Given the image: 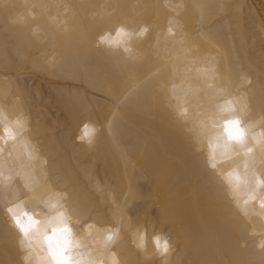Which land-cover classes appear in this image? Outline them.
Returning a JSON list of instances; mask_svg holds the SVG:
<instances>
[{
	"label": "bare ground",
	"instance_id": "bare-ground-1",
	"mask_svg": "<svg viewBox=\"0 0 264 264\" xmlns=\"http://www.w3.org/2000/svg\"><path fill=\"white\" fill-rule=\"evenodd\" d=\"M30 3L44 13L30 22L43 29L37 39L27 27L7 23L24 10L18 0L0 3V98H24L53 183L66 186L102 223L111 222L112 201H123L131 186L129 215L174 238L173 264H264L259 236L249 234L260 222L236 212L191 135L165 106L169 83L175 80L178 91H187L192 81L186 73L214 57L219 74L239 88L253 112L264 109V0ZM121 23L150 28L136 60L94 47L99 33ZM53 50L62 60L49 71L43 61ZM138 81L146 86L117 106ZM113 113L111 131L102 130L93 150L75 142L81 120L104 126ZM117 248L127 264H140L126 233ZM19 256L15 232L0 215V264H19Z\"/></svg>",
	"mask_w": 264,
	"mask_h": 264
},
{
	"label": "clouds",
	"instance_id": "clouds-1",
	"mask_svg": "<svg viewBox=\"0 0 264 264\" xmlns=\"http://www.w3.org/2000/svg\"><path fill=\"white\" fill-rule=\"evenodd\" d=\"M18 3L24 10L8 17L7 23L27 27L30 37L37 39L43 29L30 22L44 13L38 12L37 4L30 0H18ZM56 28L60 30L61 26L57 24ZM62 31H70L67 22ZM149 32L147 25L132 29L121 23L111 31L99 33L94 47L119 53L124 61H133L139 57L138 43L146 40ZM61 60L60 54L53 50L44 58L43 66L55 71ZM213 64L215 74L209 63L186 73V78L192 81L187 91H178L176 81H171L165 88V106L191 135L195 151L203 155L206 168L222 186L236 212L249 222H260V229H252L249 234L259 236L256 247L264 251V206L261 205L264 186L251 198L254 183L245 168L246 160L251 163L264 158V143L258 144L253 139L264 135V109L254 113L245 95L219 74L215 61ZM242 79L250 83L247 77ZM212 97L215 99L210 103ZM129 98L125 92L116 101L117 106ZM229 101L232 110H223ZM113 116L114 113L104 126L90 118L81 120L75 142L93 150L102 130L112 124ZM230 130L242 131L243 143L230 139ZM257 174L264 181V169L257 168ZM133 201L126 197L121 202L113 200L110 223L90 218L66 186L57 187L53 183L49 158L32 135L31 116L24 98L15 93L0 98V215L15 232L19 264H127L117 248L125 233L140 255V264H152L153 260L157 264H173L172 257L177 253L174 238L162 227L134 220L128 213ZM175 264L184 262L177 259Z\"/></svg>",
	"mask_w": 264,
	"mask_h": 264
},
{
	"label": "snow or ice",
	"instance_id": "snow-or-ice-1",
	"mask_svg": "<svg viewBox=\"0 0 264 264\" xmlns=\"http://www.w3.org/2000/svg\"><path fill=\"white\" fill-rule=\"evenodd\" d=\"M169 31H171V29H169ZM201 35H204L203 33H201ZM215 61V58L213 57L211 61H209V64L212 65V72L213 74H215V66L213 64V62ZM205 73H207V69L204 70ZM146 84H145V81H138L132 89L129 90V94H131L132 92H134L136 89L140 88V87H145ZM223 91V90H221ZM124 99L126 100L127 97H124ZM215 97H212L210 98V103L212 100H214ZM223 110H226V111H230L232 110V105H231V102L229 101L227 106L223 109ZM109 130L111 131V124H109ZM243 133L242 131L241 132H236V133H233L231 132V130L229 131V138L230 139H235L241 143H243ZM253 139H255L257 141V143H264V135H260V136H257V137H254ZM225 150L227 151L228 150V145H225ZM249 152L251 151V149L248 150ZM245 168L248 169V177L251 178L253 180V183H254V187L252 188V192H251V198H255V193L259 190V188L261 186H264V181L260 180L259 177H258V174H257V168H261V169H264V158H260V159H256V160H253L251 163H249L247 160L245 161ZM237 179H239L237 177ZM247 182V181H246ZM131 195V186L129 188V193L128 195H126L125 197L128 198V196ZM261 205L264 206V201L261 202ZM17 224L19 225V219L17 218ZM21 230H24V226L21 225Z\"/></svg>",
	"mask_w": 264,
	"mask_h": 264
}]
</instances>
